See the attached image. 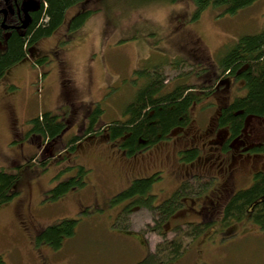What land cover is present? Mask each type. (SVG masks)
<instances>
[{
    "label": "rangeland",
    "instance_id": "374dc122",
    "mask_svg": "<svg viewBox=\"0 0 264 264\" xmlns=\"http://www.w3.org/2000/svg\"><path fill=\"white\" fill-rule=\"evenodd\" d=\"M143 1L86 0L91 11L78 28L70 31L68 21L78 10V4L71 5L54 32L34 42L29 54L4 73L0 78V169L10 170L13 161L25 163L36 154L34 145L22 137L29 128V119L38 113L53 111L60 117L72 113L73 123L65 132L66 139L87 123L86 113L97 105L102 110L100 120L124 119V107L141 83L133 73L136 68L181 59L186 63L181 69L163 65L167 80L164 90L179 82L211 83L220 73L223 52L241 35L256 33L264 26V0H255L234 14H222L220 8L208 6L196 17L190 0ZM37 53L44 55L38 64L33 62ZM221 80L212 94L191 107L190 121L165 143L128 154L118 140H109L102 133L81 140L69 157L87 169L86 183L56 199L47 198V192L76 175V168L65 170V160L50 162L44 169L35 162L24 165L22 171L31 168L37 173L24 176L28 186H22L18 194L0 204L2 264L141 261L160 239L146 228L152 216L146 208L133 212L130 228L134 232H127L115 223L127 200L111 199L132 178L146 177L155 170L160 177L149 187L154 204L168 198L183 179L180 175L190 172L215 176L219 169H226L231 176L228 192L249 185L250 173L264 165V156H239L242 141H235L234 151L229 154L217 142H207L212 136L210 125L217 105L245 93L239 76L226 74ZM250 123L253 137L264 135L256 120ZM14 133L22 139L14 140ZM192 137L194 142L188 143ZM192 143L200 154L182 168L176 157L178 163L187 162L179 159L180 153L176 156V149ZM257 150L247 151L264 153V149ZM247 151L239 153L250 154ZM65 218L77 222L74 234L62 245L52 248L38 237V230ZM186 219L196 220L198 216L188 213ZM223 233L218 222L213 224L192 240L179 259L168 264H264V229L242 221L235 224L233 235L223 238Z\"/></svg>",
    "mask_w": 264,
    "mask_h": 264
},
{
    "label": "trees",
    "instance_id": "16d2710c",
    "mask_svg": "<svg viewBox=\"0 0 264 264\" xmlns=\"http://www.w3.org/2000/svg\"><path fill=\"white\" fill-rule=\"evenodd\" d=\"M77 1L80 0H39L26 28H0V77L10 66L26 57L34 42L51 35L62 22L68 7ZM146 1L182 0L143 2ZM190 1L195 6L193 16L196 17L208 6L220 8L222 14H234L255 0ZM11 2L8 0L7 3ZM5 6V0H0V8ZM89 11L80 10L75 13L70 19L69 30L78 28ZM1 18L0 15V21ZM6 23L17 25L16 15L9 12ZM43 58L44 56L40 57L36 62L41 63ZM167 63L178 69L186 64L184 60L176 59L175 62L148 63L133 70L141 83L124 107V119L108 122L100 120L102 110L97 105L86 113L87 123L81 124L76 134L67 139L65 132L73 123L72 113L60 117L53 111H45L29 119V128L22 138L33 144L37 152L25 160V163L13 161L10 170L0 169V204L18 194L22 186H28L24 176L33 177L37 172L31 168L22 171V168L33 162L44 169L50 162L65 160V170H77L76 175L58 182L49 190L47 198L56 199L69 190L84 186L87 169L69 156L81 140L94 134L102 133L109 140H118L119 146L128 154L143 151L164 141L190 121L191 107L212 94L218 81H222L226 74L235 78L239 76L245 93L215 108V131L223 137V150H228L230 142L242 133L247 118L264 114V26L256 33L241 35L223 52L219 61L220 73L213 76L211 83L189 85L179 82L171 89L164 90L167 80L162 67ZM13 137L14 140L19 138L16 133ZM180 152L183 159L189 160L196 155L197 149L192 146ZM155 178H159V173L134 178L111 199L114 202L127 200L115 220L123 230L132 233L130 215L140 208H146L152 216V223L147 224L146 228L160 236L154 248L148 250L146 256L136 264H168L176 261L188 250L197 235L217 222L224 228L223 238L233 235L235 224L242 221L253 222L264 229V170L256 171L249 185L237 188L216 200L213 215H203L200 211V200L209 197L207 194L213 180L211 177L193 174L182 179L173 193L158 204L153 203L154 195L149 193V187ZM188 213L196 214L198 219H186ZM76 222L77 219L73 218L58 220L38 230V237L52 248H57L65 238L74 234ZM168 232L172 234L167 236ZM2 262L0 256V264Z\"/></svg>",
    "mask_w": 264,
    "mask_h": 264
},
{
    "label": "flooded vegetation",
    "instance_id": "af4514ba",
    "mask_svg": "<svg viewBox=\"0 0 264 264\" xmlns=\"http://www.w3.org/2000/svg\"><path fill=\"white\" fill-rule=\"evenodd\" d=\"M12 2H11V4H8L7 2H8V0H5V3H6V6L5 7H1L0 8V15L2 16V18H1V21H0V28L1 29H8V28H22V29H24V28H26L27 27V25H28V21H31V17H32V12L35 10V9H37V6H38V1L39 0H25V1H20V0H11ZM76 4H78V10L76 11V13L78 12V11H80V10H90L88 7H87V4L85 3V0H80V1H77V2H75ZM75 3H73V4H75ZM72 4V5H73ZM69 8V7H68ZM9 12H11L12 14L14 13L15 15H16V21L18 22V24L17 25H8L7 23H6V19H7V16H8V14H9ZM73 16V15H72ZM71 16V17H72ZM71 17H70V19H71ZM70 19H69V21H68V25H67V28L69 29V22H70ZM23 25H25L24 27H22ZM29 54V53H28ZM27 54V55H28ZM38 54V56L36 57V59H33V60H37V59H39L40 57H43L44 55L42 54V53H37ZM26 55V56H27ZM61 57V56H60ZM61 60V59H60ZM14 65V64H13ZM11 67V66H10ZM9 67V68H10ZM8 68V69H9ZM7 69V70H8ZM6 70V71H7ZM5 71V72H6ZM4 72V73H5ZM4 75V74H3ZM2 75V76H3ZM1 78V77H0ZM228 102V101H227ZM218 106V105H217ZM214 115H215V112L213 113ZM251 120H256L257 121V123H258V126H257V128H259V129H264V114H262V115H260V116H256V115H254V116H250L249 118H247V123H246V126H245V129L242 131V133H240V135L239 136H237L235 139H233L231 142H230V144H229V146H230V148L228 149V150H223V148H222V144H221V142H222V135L221 136H219L217 133H216V131H215V122H214V119H213V121L211 122V125H210V132L212 133V136H210L209 138H208V141L207 142H217L220 146H221V148H222V150L224 151V152H226L227 154H229V153H231V151L233 152L234 150H232V144L235 142V141H242V143H241V146H240V148H238V151L240 152V151H247L248 149L249 150H257V151H259V150H263L264 149V135H259L258 137H257V135L255 136V137H253V134H251V131L249 130V129H251V123H250V121ZM213 130V131H212ZM177 133V132H176ZM214 134V135H213ZM172 135H170L169 136V138L171 137ZM216 137V138H215ZM169 138H167V139H169ZM167 139L166 140H164V141H161L162 143H165V141H167ZM194 140H195V137H192L191 139L189 138V141H188V143L190 142H194ZM160 142V143H161ZM194 143H192L191 145L190 144H186V145H181L180 147H177V149H176V156H177V153H178V155H179V153H180V156H178L179 157V159L180 160H183V161H186L187 163H178V160H177V157H176V163L180 166V167H182V168H186L188 165H191L192 164V162L198 157V155L200 154L199 153V148L196 146V145H193ZM154 146V145H153ZM182 146H185L184 148H182V149H180ZM192 146H195L196 147V149H197V153H196V155L193 157V158H191V159H189V160H186V159H183L182 158V152H180V151H182V150H185V149H187V148H190V147H192ZM152 147V146H151ZM151 147H149V149L151 148ZM148 149V150H149ZM211 150H213L212 148H210ZM214 151V150H213ZM238 152V154H239V156H249V157H253L254 159H257V158H259L260 156H264V153L262 152V151H260V152H257V153H254V152H252L251 153V151L249 152V151H247V152H249L250 154H240ZM219 154V153H218ZM216 166H218V165H216ZM243 166H244V164H243ZM153 169H155V168H153ZM153 169H151V170H153ZM150 170V171H151ZM258 170H264V165L263 166H257L254 170H252V172L250 173V177H252L253 176V174L256 172V171H258ZM155 173H159V171H153V172H151L150 174H148V176L149 175H151V174H155ZM201 173H204V172H190V173H188V174H181L180 176H182V178L183 179H186L187 177H189V176H191V175H193V174H198V175H200ZM206 174H208V173H206ZM252 174V175H251ZM201 176V175H200ZM204 176V175H203ZM216 176V177H215ZM215 176H214V174L212 175V174H210V176L209 177H211L213 180H212V184H211V186H210V192L207 194V195H209V197L205 200V199H201L200 200V204H201V206H200V211H201V213L203 214V215H213L212 213H213V210L215 209V207H216V203H215V201L216 200H218V199H221V197L223 196V195H225V194H227V193H229V192H231V191H233V190H235V189H237V188H234L233 190L232 189H230L229 190V192L228 191H226V187H227V184L231 181V176H228L227 174H226V169H224V171L222 170V169H219L218 170V174H215ZM147 177V176H146ZM159 177H160V175H159ZM204 177H206V176H204ZM217 180H216V179ZM132 179H134V178H132ZM131 179V180H132ZM130 180V181H131ZM182 180V179H181ZM129 181V182H130ZM223 191H225V194H224V192ZM206 198V197H205ZM219 219V214H217L216 215V220H218Z\"/></svg>",
    "mask_w": 264,
    "mask_h": 264
},
{
    "label": "water",
    "instance_id": "95a60500",
    "mask_svg": "<svg viewBox=\"0 0 264 264\" xmlns=\"http://www.w3.org/2000/svg\"><path fill=\"white\" fill-rule=\"evenodd\" d=\"M25 25H23L22 27H24Z\"/></svg>",
    "mask_w": 264,
    "mask_h": 264
}]
</instances>
